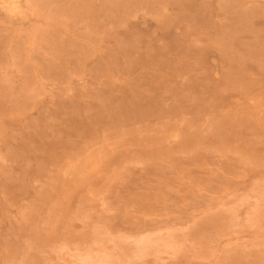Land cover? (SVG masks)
Instances as JSON below:
<instances>
[{"label":"rangeland","instance_id":"374dc122","mask_svg":"<svg viewBox=\"0 0 264 264\" xmlns=\"http://www.w3.org/2000/svg\"><path fill=\"white\" fill-rule=\"evenodd\" d=\"M0 264H264V0H0Z\"/></svg>","mask_w":264,"mask_h":264}]
</instances>
